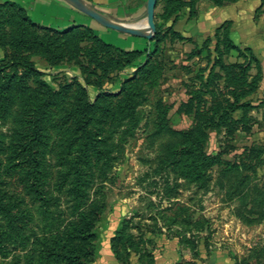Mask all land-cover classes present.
I'll return each instance as SVG.
<instances>
[{"label":"rangeland","instance_id":"1","mask_svg":"<svg viewBox=\"0 0 264 264\" xmlns=\"http://www.w3.org/2000/svg\"><path fill=\"white\" fill-rule=\"evenodd\" d=\"M167 4L158 1L159 40H152L154 54L141 68L145 54L127 63L120 49L85 36L84 26L44 29L25 18V7L0 0V80L15 71L7 64L17 58L42 71L27 74L20 65L0 102V264H28L35 253L52 264L36 249L45 248L44 238L65 241L85 201L98 211L96 237L84 244L92 249L88 264H155L156 251L175 264H193L191 257L204 261L211 247L228 250L232 264H264L262 66L249 47L228 48L215 34H174L175 17L197 18L202 7L190 0L168 18ZM127 7L136 10L105 14L146 29L147 0ZM76 23L82 22L67 26ZM73 78L102 106L87 114L84 128L75 118L66 120L84 97L77 84L44 111L30 110L45 87L59 89ZM124 79L131 80L130 98L96 99L99 86L118 92ZM235 99L249 105L231 112L226 125L208 129L206 152L243 169L223 175L213 165L200 174L181 153V135L173 130L199 125ZM26 118L39 119L44 133L34 145L41 165L26 163L11 174L19 143L28 141ZM77 176L82 195L70 189ZM178 251L188 254L178 261Z\"/></svg>","mask_w":264,"mask_h":264},{"label":"trees","instance_id":"2","mask_svg":"<svg viewBox=\"0 0 264 264\" xmlns=\"http://www.w3.org/2000/svg\"><path fill=\"white\" fill-rule=\"evenodd\" d=\"M168 4L165 8V17L170 18L174 13H177L179 10V7L181 4L187 3L186 0H167ZM6 3L11 5H19L24 8L23 5H21L18 1L15 0H6ZM171 4V5H170ZM25 18L32 24L37 25L44 29H50V30H56L61 32H70L76 28H80L81 26H84L86 29V35L90 36L93 39L100 41L103 45H109L116 47L117 49H120L121 52L125 55H127V63H131L134 60H136L141 55L145 54V61L141 62L139 64V67H145L148 65L150 58L153 56V50H150V46H148L145 49H126L124 47H121L119 45H116L114 43H110L105 41L100 35L99 32L90 25H84L83 23H76L71 26L66 27H56L52 25H48L42 22H39L35 20L32 16L26 15ZM177 19V17L174 18V22ZM173 22V23H174ZM173 23L171 26V29L174 34H177L179 37L186 38L188 36H185L182 32L178 31L173 27ZM90 32V33H89ZM160 29L157 28L153 38H151V41L154 40L157 42L159 40L158 36ZM216 36H219L220 38H223L227 41L228 48H237L240 49V45L237 44L229 35L228 29L226 28L223 31V35H220L219 30L215 33ZM83 36V39L85 38ZM157 44V43H156ZM251 50V48H250ZM252 52V51H251ZM252 57L257 59L255 55L251 54ZM7 65H13L15 68V71L13 73H6L2 76V79L0 80V102L2 105L4 104V98L5 96L4 89H5V82H11L14 77L18 76V67L20 65L24 66L26 69V73H37L40 74L42 71L38 69L34 64H32L31 61L28 59H22L17 58L10 62H8ZM130 79H124L121 83V89L118 92L110 91L108 89H103L101 86H99V91L96 94V99H100L102 97L106 96H118L123 95V101L130 98L132 96V89L130 85ZM75 84L81 86V83L78 81L77 78H73V81L70 83L62 85L59 89H53L51 86L45 87L44 94L42 95L41 101L35 102L31 105L30 110H37V111H44L45 105L48 104V102H51L53 99L56 98V96H60L63 92L66 90L72 88ZM83 98L80 100L78 105L75 109H71L68 111L66 115V120L69 118H75L76 124L78 128H84L85 119L88 113L96 111L95 109H102V106L100 103H98L95 100L91 99L89 89L87 86H81ZM122 100V99H121ZM126 104V103H125ZM124 102L120 104L121 107L125 106ZM249 105V103L241 102L238 103V99H235L234 101L230 102L228 106L223 107L220 109L219 112L213 113V115L209 116L207 119H205L201 124L191 126L188 129L183 130H173L174 133H180V143L181 148L180 151L182 154H184L188 159L191 157V166L193 170H196L197 172H200L201 170H205L209 166L218 165L219 168H221V174L228 175L231 172L238 170L239 172L242 171L243 167L240 168L239 165H235L234 163L232 165H228V163L231 164V161H227V164L225 162V159L221 158L219 159L218 155H210L206 152V147L209 144V133L208 129H219L221 126L226 125V123L229 121L231 117V112L235 111L238 108H246V106ZM23 121H26L28 124V128L26 131L25 136L28 137V141H22L19 143V148L14 155V159L12 163L8 166L9 172L12 174L17 171V169L26 163L33 164V168L39 169L40 167V160L34 151V145L40 143L42 141V128H40V124L38 123L39 119H31L26 118ZM86 133H84L85 135ZM80 135V136H84ZM172 143L169 144L168 148H172ZM175 152H179L176 151ZM21 155V157H20ZM182 159H184L182 157ZM239 167V168H238ZM67 175L64 176L65 181L67 179ZM75 184L70 187L72 192H75L76 194H81V186H80V177H76ZM244 181V179H243ZM37 198L44 199L46 198L43 195H39ZM87 202L80 203L81 206H84L83 209L80 211V216H78L76 223L74 224V228L72 229L73 232L66 234V240L62 241L59 240L58 237L54 238L52 240L53 242L50 243L45 238L42 239L46 244L45 248L41 249L40 247L36 249L35 252L38 250L43 251L42 253L47 255L45 257L49 258L52 264H88V261L91 259L89 256L92 253V249L90 246L86 247L84 245L87 241L90 239H93L96 237V233L92 231L94 219L98 215V211L94 209L93 207H85V204ZM94 214V216H93ZM34 256L31 257L32 260L29 261L28 264H45L44 262V255L41 253L33 254ZM37 255V256H36Z\"/></svg>","mask_w":264,"mask_h":264},{"label":"crops","instance_id":"3","mask_svg":"<svg viewBox=\"0 0 264 264\" xmlns=\"http://www.w3.org/2000/svg\"><path fill=\"white\" fill-rule=\"evenodd\" d=\"M37 21L56 26L66 27L69 22L77 20L94 27L99 35L105 39L123 46L126 49H145L152 43L151 39L142 35L112 29L94 19L92 16L81 13L77 7L66 0H17ZM91 5L104 13L124 11L132 13L136 9L128 8L132 0H87ZM190 1V0H186ZM142 4L137 7L140 8ZM199 16L183 17L179 15L173 27L184 35H213L219 30L220 35L227 28L230 37L240 46H247L257 57L262 66V85L264 86V0H199ZM136 8V7H134ZM180 13V11L178 12ZM202 32V33H201ZM166 249V248H165ZM171 251V250H170ZM169 252V251H168ZM167 253V251H166ZM207 258L200 262L198 257H191L193 264H232L225 248L211 247ZM205 253V254H206ZM175 254V253H174ZM179 254V255H177ZM178 251L176 260L180 261L186 256ZM155 253V264H175L167 261L165 255ZM203 253H201V256ZM245 264V263H243Z\"/></svg>","mask_w":264,"mask_h":264},{"label":"water","instance_id":"4","mask_svg":"<svg viewBox=\"0 0 264 264\" xmlns=\"http://www.w3.org/2000/svg\"><path fill=\"white\" fill-rule=\"evenodd\" d=\"M78 9L92 16L101 24L118 29L120 31L129 32L134 35H142L148 37L149 39L153 38L155 31L157 30L156 23V8L159 0H147V30H143L141 27L114 20L106 15L101 10L91 6L85 0H66Z\"/></svg>","mask_w":264,"mask_h":264},{"label":"bare ground","instance_id":"5","mask_svg":"<svg viewBox=\"0 0 264 264\" xmlns=\"http://www.w3.org/2000/svg\"><path fill=\"white\" fill-rule=\"evenodd\" d=\"M137 24H138V23H137ZM147 28H148V27H146V29H143V28H142V29H143V30H147Z\"/></svg>","mask_w":264,"mask_h":264}]
</instances>
